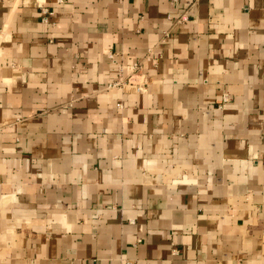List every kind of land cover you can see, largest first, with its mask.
<instances>
[{"label": "crops", "instance_id": "obj_1", "mask_svg": "<svg viewBox=\"0 0 264 264\" xmlns=\"http://www.w3.org/2000/svg\"><path fill=\"white\" fill-rule=\"evenodd\" d=\"M0 264H264V0H0Z\"/></svg>", "mask_w": 264, "mask_h": 264}, {"label": "built area", "instance_id": "obj_2", "mask_svg": "<svg viewBox=\"0 0 264 264\" xmlns=\"http://www.w3.org/2000/svg\"><path fill=\"white\" fill-rule=\"evenodd\" d=\"M42 10H43V13H44L43 20L48 22L49 21L50 11H49V9L47 7H43ZM109 56L114 62H117L115 53H109ZM142 62H143V60H140V61H138L136 63H133V64L129 65L130 74L127 77H123L122 76L123 70L125 68L124 64L122 62L118 63L120 78L115 83V85H118V84H132V85L135 86L137 91L144 90V88L148 85V78H146V76L143 73L140 72V69L142 68ZM112 86H114V84ZM228 99H229L228 96L225 95L223 100H224V102H227Z\"/></svg>", "mask_w": 264, "mask_h": 264}]
</instances>
